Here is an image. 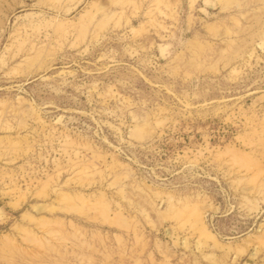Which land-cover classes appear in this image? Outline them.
Instances as JSON below:
<instances>
[{
    "label": "rangeland",
    "instance_id": "obj_1",
    "mask_svg": "<svg viewBox=\"0 0 264 264\" xmlns=\"http://www.w3.org/2000/svg\"><path fill=\"white\" fill-rule=\"evenodd\" d=\"M0 264H264V0H0Z\"/></svg>",
    "mask_w": 264,
    "mask_h": 264
}]
</instances>
